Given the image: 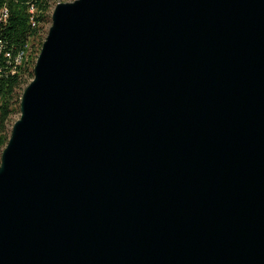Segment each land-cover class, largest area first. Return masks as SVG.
Instances as JSON below:
<instances>
[{"label":"water","instance_id":"95a60500","mask_svg":"<svg viewBox=\"0 0 264 264\" xmlns=\"http://www.w3.org/2000/svg\"><path fill=\"white\" fill-rule=\"evenodd\" d=\"M0 163V264H264V0L57 3Z\"/></svg>","mask_w":264,"mask_h":264},{"label":"trees","instance_id":"16d2710c","mask_svg":"<svg viewBox=\"0 0 264 264\" xmlns=\"http://www.w3.org/2000/svg\"><path fill=\"white\" fill-rule=\"evenodd\" d=\"M55 0H0V163L21 99L34 78V67L52 23ZM23 53L21 63L17 57Z\"/></svg>","mask_w":264,"mask_h":264},{"label":"built area","instance_id":"2783aa9c","mask_svg":"<svg viewBox=\"0 0 264 264\" xmlns=\"http://www.w3.org/2000/svg\"><path fill=\"white\" fill-rule=\"evenodd\" d=\"M8 16V10L7 8H3L0 10V19H6V17ZM23 57V53H21L18 57H17V63H21L22 62V58Z\"/></svg>","mask_w":264,"mask_h":264},{"label":"rangeland","instance_id":"374dc122","mask_svg":"<svg viewBox=\"0 0 264 264\" xmlns=\"http://www.w3.org/2000/svg\"><path fill=\"white\" fill-rule=\"evenodd\" d=\"M75 0H55L56 4L60 3V2H73ZM21 113L19 114H15V116L13 117V121H12V125L20 118Z\"/></svg>","mask_w":264,"mask_h":264}]
</instances>
